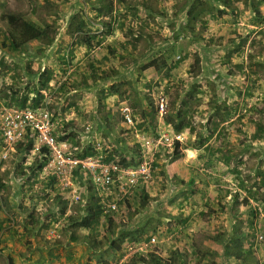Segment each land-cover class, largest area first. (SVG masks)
Listing matches in <instances>:
<instances>
[{
	"label": "rangeland",
	"instance_id": "rangeland-1",
	"mask_svg": "<svg viewBox=\"0 0 264 264\" xmlns=\"http://www.w3.org/2000/svg\"><path fill=\"white\" fill-rule=\"evenodd\" d=\"M11 14L44 38L12 50ZM27 109L81 159L137 167L145 138L176 144L109 231L80 227L89 178L61 194L0 134V264H264V0H0V128Z\"/></svg>",
	"mask_w": 264,
	"mask_h": 264
},
{
	"label": "built area",
	"instance_id": "built-area-1",
	"mask_svg": "<svg viewBox=\"0 0 264 264\" xmlns=\"http://www.w3.org/2000/svg\"><path fill=\"white\" fill-rule=\"evenodd\" d=\"M164 110L165 103L162 100L160 111ZM34 111L36 110L27 109L5 112L0 128L4 142L13 147L28 141L27 138L35 139L33 152L46 158L40 177L54 180L61 194L69 192L80 200V196H76L75 176L81 173L84 179H90L106 212L118 209L115 198L127 195L128 189L141 180L148 182L151 179L158 150H171L176 144L168 135L160 136L156 140L145 138L141 141L142 162L137 167L108 162L104 158L81 159L71 153V147L67 143H60L52 135L53 125L47 111L41 116ZM154 241L153 239L152 242Z\"/></svg>",
	"mask_w": 264,
	"mask_h": 264
},
{
	"label": "trees",
	"instance_id": "trees-1",
	"mask_svg": "<svg viewBox=\"0 0 264 264\" xmlns=\"http://www.w3.org/2000/svg\"><path fill=\"white\" fill-rule=\"evenodd\" d=\"M196 9H197V5H195L194 7L191 8V11L189 13L190 18L193 16L194 10H196ZM217 13L220 15H223L225 13V11L217 10ZM7 21H8V26H9V31H8V36H7L8 37V43L10 44L11 49L15 50V51L22 49L23 47H25L26 45L30 44L33 41L40 40V39L44 38V35L47 32V30H45V29L43 30V29L37 27L35 24L24 19L20 15H15V14L8 15ZM23 104L25 105V102ZM36 107L38 108V106H36ZM26 144H27V146H29L30 150H32L33 144H34V139L29 138L28 142ZM176 148H178V146ZM173 159H175V158H173ZM36 162L37 163H36L35 169H40V171H41L43 164L46 162V160H44V158L42 159V158L37 157ZM125 162L126 161H123L122 163H125ZM86 178L88 179V177H86ZM88 181L90 182V186L88 187V190L91 192L93 191L94 194L96 195V196L91 195V197L95 201L98 200L99 204H98V206H96L94 203H91L87 206V210H88L87 216L81 222L80 227H83L86 229H91V227L95 223H97L99 221V219L102 218L104 223L107 222L108 230L111 231L113 228V225H114L113 216L118 212V210L112 211V212L111 211L106 212L104 209V206L102 204L101 198L96 194L91 181L90 180H88ZM32 221H33V224H35L37 222L34 220H32ZM143 232H144L143 230H141V231L137 230L135 232H128L127 234H123L121 236L120 242H123L124 240H126L128 238L132 241L139 242L143 239V234H142ZM72 239L74 242H77L78 238L72 237ZM108 240H109V237L104 236L100 241H98V243H100L102 245L103 242H107ZM150 256L152 257L151 262H153V264H174V262L172 260H163L159 256H156L153 254H151ZM138 261H141V257L139 258ZM142 262L146 263L147 261L145 259H142ZM8 263L9 264H16L15 259L13 257L8 258Z\"/></svg>",
	"mask_w": 264,
	"mask_h": 264
}]
</instances>
